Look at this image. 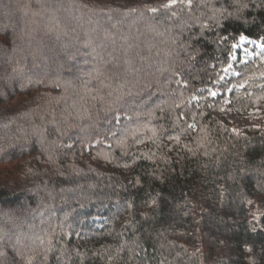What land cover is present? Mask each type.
Instances as JSON below:
<instances>
[{
	"label": "trees",
	"instance_id": "trees-1",
	"mask_svg": "<svg viewBox=\"0 0 264 264\" xmlns=\"http://www.w3.org/2000/svg\"><path fill=\"white\" fill-rule=\"evenodd\" d=\"M227 105L264 110V0H0V264H264V128Z\"/></svg>",
	"mask_w": 264,
	"mask_h": 264
},
{
	"label": "rangeland",
	"instance_id": "rangeland-1",
	"mask_svg": "<svg viewBox=\"0 0 264 264\" xmlns=\"http://www.w3.org/2000/svg\"><path fill=\"white\" fill-rule=\"evenodd\" d=\"M66 5V7H63V9H68V5ZM74 9V8H73ZM78 8H75L76 12H77ZM74 16H71L70 19H65L64 20V24L65 25H71V26H75L76 31H80V29L77 27L78 25H80V27L82 28V23H87L89 26L93 25L90 22H87L86 17H82V19L78 20V22H75L74 20ZM173 16V14H172ZM103 21L106 17H102ZM128 21H131L130 19H127ZM148 20L147 19H143V20H135V25L136 24H140L142 25L143 23H146ZM82 22V23H81ZM116 22H112V24L110 26L115 27ZM131 23H134V21H131ZM133 25V24H132ZM167 24H165L166 26ZM95 26H93L92 28H94ZM81 32V31H80ZM150 37V36H149ZM255 45L258 49H261V47L263 46L259 41H255L251 38H248L246 36H241L238 40V43L235 44V49L236 50H240L241 51V58L242 59H247L250 56H252V50H251V46ZM103 52V51H102ZM65 54L66 52H64L63 48H59V50L57 51V54L55 55V61H57V65L56 68L54 70V73L56 74H60V76L66 80H74V77H70V74H63L62 70L63 69H70L72 70L75 74H83L84 78L87 80H92L93 82L95 81L96 83L100 81V79H112V78H119L120 75L118 73H115L113 71H111L108 68H102L100 70H102V73H100V75H97L96 77H92L87 75V71H86V64L84 62H81L80 65H74V64H69L64 62L65 60ZM237 56V52H235V54L233 55V58H236ZM97 62L100 63V59L96 60ZM154 62V61H153ZM47 65H50L49 63H47ZM47 77V76H46ZM105 86V85H104ZM106 89V88H105ZM169 94H172L169 92ZM100 97H95V100H99ZM140 110H142V108H139ZM215 114L221 119V120H226L230 123V125L237 130H244L250 126H254V127H263L264 128V110H261L259 108H251V109H241L235 106H231V105H227V106H223L220 107L219 109H217L215 111ZM14 121V120H13ZM26 123H28L27 120H25L24 123L18 125V129L19 130H23L25 128ZM8 126L6 124H0V129H8ZM37 139L42 138L41 135H39V137H36ZM34 139L33 134H28L27 136H24V140H30L32 141ZM23 141V146H27L28 144ZM1 142V140H0ZM4 211H0V217L3 216Z\"/></svg>",
	"mask_w": 264,
	"mask_h": 264
}]
</instances>
